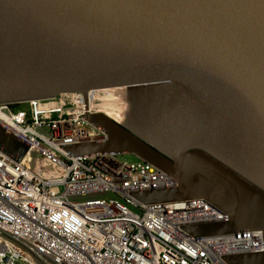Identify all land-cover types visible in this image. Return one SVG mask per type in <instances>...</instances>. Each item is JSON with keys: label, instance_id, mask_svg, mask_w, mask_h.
<instances>
[{"label": "water", "instance_id": "1", "mask_svg": "<svg viewBox=\"0 0 264 264\" xmlns=\"http://www.w3.org/2000/svg\"><path fill=\"white\" fill-rule=\"evenodd\" d=\"M66 93L106 138L60 149L151 163L176 185L129 195L203 198L227 219L179 228L261 230L263 251L220 258L264 264V0H0V103ZM0 151L39 175L49 164L2 127Z\"/></svg>", "mask_w": 264, "mask_h": 264}, {"label": "built area", "instance_id": "2", "mask_svg": "<svg viewBox=\"0 0 264 264\" xmlns=\"http://www.w3.org/2000/svg\"><path fill=\"white\" fill-rule=\"evenodd\" d=\"M23 103L38 114L18 118L12 108L20 103H0V127L49 164L39 175L0 151V264H226L220 256L263 251L261 230L192 237L180 229L227 219L203 198L134 199L128 192L176 185L151 163L116 153L74 158L60 149L106 138L81 117L82 94ZM86 107V115L97 111L95 90Z\"/></svg>", "mask_w": 264, "mask_h": 264}, {"label": "rangeland", "instance_id": "3", "mask_svg": "<svg viewBox=\"0 0 264 264\" xmlns=\"http://www.w3.org/2000/svg\"><path fill=\"white\" fill-rule=\"evenodd\" d=\"M41 108H45L47 109L46 111H54V112H50L53 115H58L59 111L57 110V107L55 105V103L53 102H44L41 104ZM36 109H40V106L37 107ZM13 114L16 117H21L23 119H29L32 118L35 114H38V112H32L30 109L29 104H24V103H20V104H14L13 105ZM35 110V109H34ZM40 114V112H39ZM122 158L126 159L127 161H131L134 159V157L132 155H125L122 156Z\"/></svg>", "mask_w": 264, "mask_h": 264}]
</instances>
